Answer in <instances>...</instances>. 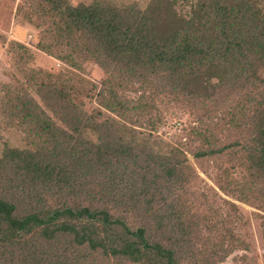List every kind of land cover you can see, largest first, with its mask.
Returning <instances> with one entry per match:
<instances>
[{
	"label": "trees",
	"instance_id": "1",
	"mask_svg": "<svg viewBox=\"0 0 264 264\" xmlns=\"http://www.w3.org/2000/svg\"><path fill=\"white\" fill-rule=\"evenodd\" d=\"M19 8L39 18L38 48L75 69L93 60L107 77L101 86L84 79L89 88L72 71H40L37 80L31 70L37 96L20 102L29 141L0 159V264H180L196 208L187 187L199 175L181 148L156 151L135 128L148 107L160 115L169 102L211 101L193 155L227 157L218 187L264 207V0ZM84 93L98 107L87 111Z\"/></svg>",
	"mask_w": 264,
	"mask_h": 264
},
{
	"label": "rangeland",
	"instance_id": "2",
	"mask_svg": "<svg viewBox=\"0 0 264 264\" xmlns=\"http://www.w3.org/2000/svg\"><path fill=\"white\" fill-rule=\"evenodd\" d=\"M24 1L26 0H0V159L5 147L22 148L29 141L27 134L28 131L31 132V123L27 124L25 120L22 124L20 102L37 96L31 83L33 69L38 72L37 80L41 78L40 71H72L76 84L89 88L92 84H85L84 79L101 86L107 77L104 70L93 60H81L82 68L75 69L38 48L42 41L41 27L36 25L39 18L35 16L30 21L25 13L27 9L19 8ZM69 1L77 5L90 4L95 0ZM106 1L120 5L137 3L144 8L149 0ZM178 7L186 10L189 5L181 1ZM148 89L150 94L157 91L153 85L148 86ZM127 93L128 91L125 95ZM86 94L82 95L81 100L85 102L86 110L91 111L98 104L85 98ZM138 94L139 91L135 93L134 89L128 95L137 97ZM235 96L238 97H226V104L222 106L228 108L235 104ZM210 102L197 105L201 109L194 107V103L178 101L169 102L167 105L160 104V115H157V107H148L141 113L139 123L135 125L136 130L141 132L140 137L149 139L156 151L168 150L172 146L185 151L199 175L195 183L187 187V197L194 202L196 208L193 206L192 227L189 234L184 235L177 257L180 264H264V236L261 226L264 221V207L259 205L260 201L245 202L218 187L216 179L222 171L219 166L230 164L227 157L199 159L193 155L201 147L194 132L199 125V117L204 116L208 120L205 106L214 109ZM225 135V131L220 133L223 138ZM128 220L132 226L138 224L135 217ZM241 240L245 241L243 245ZM96 263L119 264L103 261Z\"/></svg>",
	"mask_w": 264,
	"mask_h": 264
}]
</instances>
